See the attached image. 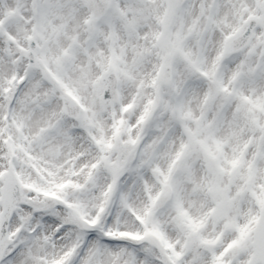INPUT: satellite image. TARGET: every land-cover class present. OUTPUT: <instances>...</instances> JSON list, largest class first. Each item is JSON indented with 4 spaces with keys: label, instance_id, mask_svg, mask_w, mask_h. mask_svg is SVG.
<instances>
[{
    "label": "snow or ice",
    "instance_id": "6c2138e0",
    "mask_svg": "<svg viewBox=\"0 0 264 264\" xmlns=\"http://www.w3.org/2000/svg\"><path fill=\"white\" fill-rule=\"evenodd\" d=\"M0 264H264V0H0Z\"/></svg>",
    "mask_w": 264,
    "mask_h": 264
}]
</instances>
